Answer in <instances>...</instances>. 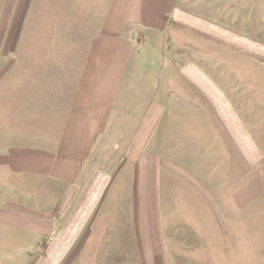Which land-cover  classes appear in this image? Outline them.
Masks as SVG:
<instances>
[{
	"label": "rangeland",
	"instance_id": "1",
	"mask_svg": "<svg viewBox=\"0 0 264 264\" xmlns=\"http://www.w3.org/2000/svg\"><path fill=\"white\" fill-rule=\"evenodd\" d=\"M105 2L0 0V156L9 147H26L27 160L31 164L44 157L41 153H48L41 148L52 146L49 144L47 147L46 142L37 141L38 137L47 138L43 129L49 120L43 114L47 111H71V105L62 102L74 101L76 86L84 75L81 67L89 58V49L93 45L90 44L91 36L100 24L99 15L106 10ZM180 8L187 13V17L174 24L165 38L140 37L139 42H148L141 51L148 54V59L144 60L147 63L146 66L133 68L127 76L133 82L139 81L133 89L134 94L138 92L135 99L132 98L135 101L131 99L121 105L119 103V110L124 112L119 125L111 133L95 137L98 142L105 141L98 143L93 152L92 165L85 170L87 176L93 170L107 174L111 176L110 182L107 195L91 213L87 228L77 236L76 245L70 253L72 255L75 251L77 259L69 264H145L141 248L128 246L132 240H139L140 234L136 224L135 170L126 157L130 139L126 133L131 127L127 116L135 118L145 114L144 110L153 100L168 104L173 117L167 121L166 132L160 133L155 143L176 168L171 174L170 191L173 195L168 201L171 207L166 204L164 208L166 219L169 220V216L172 219V224L164 230L171 254L166 264H209L201 259L205 246L210 250L216 249L217 257L212 264H264V194L253 201L250 217L246 215L248 219H244L243 216L240 224L235 223L232 242L236 246H232L229 257L225 258L222 248L211 243L214 240L226 243L228 219L225 208L229 192L225 185L227 173L221 163L216 164L217 153L210 142L217 144V141L226 140L219 138L224 131L218 119L212 122L206 114H196L195 105L180 99L185 94L190 95L185 86L180 85L183 79L181 69L187 62H196L207 74L215 77L247 125L251 137L264 147V0H181ZM188 89L193 91L191 87ZM182 102L193 109L188 111L189 114L179 112ZM24 115L28 116L22 123L24 127H21L19 117ZM112 115L109 130L118 121V116L115 113ZM65 120L64 124H59L57 138L64 139L67 144L64 128L68 116ZM57 138L54 139L57 141ZM260 153L263 156L264 150ZM58 154H64L63 147ZM180 169L186 170L194 179L205 178L204 191L214 197L213 203L217 201L219 211L211 210L206 202L201 206L199 201L189 199L196 185L182 176ZM0 171L5 172L1 163ZM242 172L243 168L237 160L235 191ZM2 175L0 203L5 197L9 202L4 200V204L16 203L27 208L26 212L32 210L34 215L40 204L33 196H37L38 191L39 196L44 194L46 197L47 185L41 183L38 186L32 173L25 178L27 184L18 183L16 177L11 176L12 187L4 184ZM263 175L264 164L253 174V185ZM225 193L224 198H217V195L224 196ZM17 197L20 199L17 200ZM41 202L50 204L51 200L41 198ZM64 208H67L65 202L59 210L63 212ZM192 213H197L196 221H187L186 217ZM210 215L215 216L214 221L205 225L202 218ZM207 226L215 229L214 239L204 235L203 230ZM88 228L91 229L88 231ZM57 238L58 234L45 244L41 236L0 221V244L6 245L0 248L10 250L13 257L8 264H17L19 247L26 249L31 244L27 250L33 254V245H38L43 252L46 247L47 250L51 248ZM68 238L66 234L59 238L57 255L60 264H68ZM84 240L91 243L83 245ZM122 241L125 247L118 245ZM101 242L108 244L106 262L103 256L106 248L100 245ZM112 242L116 245L110 246ZM159 242L162 245L163 238ZM137 252L139 258L134 261L131 255Z\"/></svg>",
	"mask_w": 264,
	"mask_h": 264
},
{
	"label": "crops",
	"instance_id": "2",
	"mask_svg": "<svg viewBox=\"0 0 264 264\" xmlns=\"http://www.w3.org/2000/svg\"><path fill=\"white\" fill-rule=\"evenodd\" d=\"M180 1L106 0V10L102 14L99 13L100 24L91 36L90 44L93 43V45L89 49V58L81 67L84 75L82 81L76 86L78 89L73 97L74 101L62 102V104H70L71 111L63 110L59 113L47 111L43 114V117L49 120L43 129L47 138L38 137L37 141L46 142L47 147L49 144L52 146L51 148H41L48 150V153H41L44 157L31 164L27 160L26 147L17 149L9 147L0 156V163L5 168V172L0 171V174H3L4 184L13 187L11 176L16 177L18 183L27 184L25 178L27 179L28 174L34 173L35 175L32 177L37 179L38 186L43 183L49 189L46 197L44 194L39 196L38 191L37 196H33L38 199L40 204L36 207L34 215L32 210L26 212L27 208H22L16 203L4 204V200L9 202L4 197L3 202L0 203V221L41 236L42 241H46L43 242L45 244L50 242L56 234L60 239L66 234L69 237L66 249L68 264L75 263L77 259L75 251L72 255L70 253L76 245L77 236L87 228L89 223L87 225L86 223L92 217L91 213L107 195L110 182L111 176L96 170L91 171V175L87 176L85 168L91 167L93 152L96 151L99 144L105 141L101 138L103 140L98 142L95 137L97 134L101 136L109 134L119 125L120 118L124 117V112L119 110L120 105L125 101H131L132 98L135 99V94L138 93L134 94L133 89L139 85V81L133 82L127 76L128 73L133 72V68L146 66L147 62L144 60L148 59V54H144V51L141 53V51L147 47L148 42L145 44L139 42L140 37L149 35L165 38L174 24L185 20L184 17H187V13L180 8ZM186 22L188 21L186 20ZM181 76L183 79L180 85L181 87L185 86L190 95L185 94L180 99L187 104L195 105L196 114H204V116L206 114V117L211 118L212 122L215 118L218 119L224 131V136H220V127L217 128L219 138H224L226 142L221 139L222 142L217 141L216 144L211 141L210 144L217 153L216 164L221 163L227 173V183L225 184L229 192V194L226 192L227 208H225V215L228 219V224L225 227L227 238L226 243L216 240L211 243L222 248L226 258L230 256L232 246H236L232 242L235 223L240 224L243 216L244 219H248L246 215L250 217L249 211L252 210L253 201L264 194V175L253 185V174L261 170L264 164L262 163L264 153H262L263 156L260 153L264 147L258 140L251 137L250 130L236 111L225 90L214 79L215 77L207 74L201 68V65L196 62L185 63L181 69ZM190 87L194 92L188 89ZM148 90L147 87L146 93ZM182 104L183 107H180L179 112L188 113L189 110H193L187 104L183 102ZM144 111H146L145 114H139L135 118L131 115L127 116L131 127L127 129L126 133V136L130 138L127 143L126 157L135 170L133 181L136 224L140 234L139 240H132L128 246L141 248L145 264H166L171 259V254L164 230H167V226L172 224V219L170 216L169 220L166 219L164 208L166 204L169 205L168 201L173 195L170 191L171 174L176 168L170 159L163 156L155 143L158 135L166 132L167 121L173 119L172 109L166 103L163 105L153 100ZM112 113L118 116V121L116 120L109 130ZM27 116L19 117L21 127H24L22 123L27 120ZM67 116L68 120L64 128V136L67 138V144H65V140L57 138V136L60 133L61 126L59 124H64ZM54 138H57V141ZM48 139H53L55 142ZM60 147L64 149L63 155L58 154ZM237 160L239 166L243 168V172L240 173L242 175L238 178V189L235 191L234 172ZM183 170L180 169L182 171L180 174L196 185L195 191L192 192L189 199L199 201L201 206L206 202L211 210L214 208L219 211L217 201L213 203L214 197L210 192L204 191L205 178L201 176L200 180L196 178L195 180L193 176L187 174L186 170ZM19 178L21 179L19 180ZM19 189L21 191V188ZM226 193L224 196L217 195V198H224ZM41 198L45 201L51 200V203H43ZM19 199L17 197V200ZM63 202L67 208H64L62 212L59 210V206ZM5 207L12 208V210H6ZM196 215L197 213H192L186 217L187 221H196ZM213 216L203 217L202 221L205 225H210L214 221L215 216ZM62 228L63 232L61 233ZM90 229L88 228V231ZM203 231L206 237L214 239L216 231L211 226H207ZM59 238L55 240L51 248L47 250L46 247L43 252L39 250L38 245H33L35 251L39 250L37 254L35 251L33 254L28 252L27 249L31 244L26 249L19 247L17 264L20 262L22 264H60L57 255ZM161 238H163L162 245L159 242ZM88 243L91 242L83 241V245ZM100 245L106 248L103 255L106 262L108 244L101 242ZM112 245L115 246L116 242H112L110 246ZM118 245L126 246L123 241ZM5 246V244H0V247ZM225 247L226 249H224ZM205 249L201 259L205 260V263L212 264L217 257L216 249L210 250L207 249V246ZM131 257L134 261L138 260V252L137 254L133 253ZM0 260V264L11 263L13 261L12 252L0 248ZM185 260L189 262V259L185 258Z\"/></svg>",
	"mask_w": 264,
	"mask_h": 264
}]
</instances>
